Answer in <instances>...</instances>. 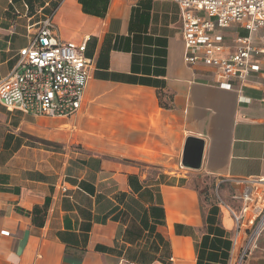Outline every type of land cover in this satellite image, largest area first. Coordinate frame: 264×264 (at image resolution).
Segmentation results:
<instances>
[{"label":"crops","instance_id":"obj_1","mask_svg":"<svg viewBox=\"0 0 264 264\" xmlns=\"http://www.w3.org/2000/svg\"><path fill=\"white\" fill-rule=\"evenodd\" d=\"M46 16L63 41L89 36L95 65L70 116L0 104V264H228L217 194L237 206L227 180L264 175L262 91L187 66L165 0H0V79ZM189 136L198 169L181 165Z\"/></svg>","mask_w":264,"mask_h":264},{"label":"built area","instance_id":"obj_2","mask_svg":"<svg viewBox=\"0 0 264 264\" xmlns=\"http://www.w3.org/2000/svg\"><path fill=\"white\" fill-rule=\"evenodd\" d=\"M165 1L175 2L181 10L186 65L210 68L220 88L260 90L264 102V0ZM33 26H27V44L17 50L14 65L0 79V104L33 115L70 116L81 106L95 65L86 55L89 36L78 43L61 40L50 16L32 30ZM227 182L237 206L225 203L218 194L217 200L233 222L231 264L234 256L243 259L250 254L264 230V175Z\"/></svg>","mask_w":264,"mask_h":264},{"label":"rangeland","instance_id":"obj_3","mask_svg":"<svg viewBox=\"0 0 264 264\" xmlns=\"http://www.w3.org/2000/svg\"><path fill=\"white\" fill-rule=\"evenodd\" d=\"M230 29H233V28L230 27L228 30H230ZM240 33L243 34L244 31L240 30ZM190 184L195 186L202 196H203V194L206 191L207 186H208L206 181L201 179V178L193 179L192 181H190ZM213 197H214V195H213ZM248 236H249V231L247 232V236H245V239H244L245 241L248 238ZM241 252H242V248H239L238 250H236L238 257L241 255ZM239 259H240V261L237 258L236 261L232 264H264V230L259 235V237L257 238V241L255 243V247H254V249H252L250 254L247 257H244L243 259H241V258H239Z\"/></svg>","mask_w":264,"mask_h":264},{"label":"water","instance_id":"obj_4","mask_svg":"<svg viewBox=\"0 0 264 264\" xmlns=\"http://www.w3.org/2000/svg\"><path fill=\"white\" fill-rule=\"evenodd\" d=\"M203 141L195 137H187L184 144L181 165L193 169L200 167L202 159Z\"/></svg>","mask_w":264,"mask_h":264},{"label":"bare ground","instance_id":"obj_5","mask_svg":"<svg viewBox=\"0 0 264 264\" xmlns=\"http://www.w3.org/2000/svg\"><path fill=\"white\" fill-rule=\"evenodd\" d=\"M236 259H237V256H234V257H233V260H232V262H231V264L234 263V262L236 261ZM238 260H239V259H238ZM239 261H240V260H239Z\"/></svg>","mask_w":264,"mask_h":264}]
</instances>
